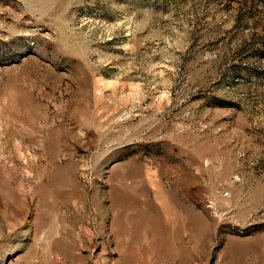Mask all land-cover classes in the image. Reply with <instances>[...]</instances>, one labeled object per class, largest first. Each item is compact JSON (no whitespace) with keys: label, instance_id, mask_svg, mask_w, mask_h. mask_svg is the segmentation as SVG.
<instances>
[{"label":"rangeland","instance_id":"374dc122","mask_svg":"<svg viewBox=\"0 0 264 264\" xmlns=\"http://www.w3.org/2000/svg\"><path fill=\"white\" fill-rule=\"evenodd\" d=\"M0 264H264V0H0Z\"/></svg>","mask_w":264,"mask_h":264}]
</instances>
